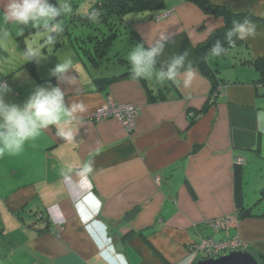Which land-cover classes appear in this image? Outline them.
I'll list each match as a JSON object with an SVG mask.
<instances>
[{
  "label": "crops",
  "instance_id": "crops-1",
  "mask_svg": "<svg viewBox=\"0 0 264 264\" xmlns=\"http://www.w3.org/2000/svg\"><path fill=\"white\" fill-rule=\"evenodd\" d=\"M86 1L82 11L96 2ZM209 1L254 21L257 35L222 58L208 53L205 72L193 52L224 19L189 0H162L152 15H128L101 57L76 49L83 30L73 40L65 27L54 49H41L46 60L26 63L25 48L43 38L33 28L3 26L11 33L0 40V82L12 89L7 102L22 104L34 87L52 84L66 105L82 99L89 111L75 145L49 128L21 154L0 158V264H183L189 255L194 264L192 243L235 234L264 255V0ZM124 29L130 43L115 49ZM164 30L171 40L160 65L186 52L195 72L188 88L132 80L129 47H147ZM69 54L80 79L58 83L51 70ZM101 79L114 81L99 88ZM108 98L139 108L132 132L116 119L91 118ZM87 161L93 172L82 180L76 172ZM236 167L240 206L250 212L236 231H212L204 221L236 212ZM69 168L65 180L61 171Z\"/></svg>",
  "mask_w": 264,
  "mask_h": 264
},
{
  "label": "clouds",
  "instance_id": "clouds-1",
  "mask_svg": "<svg viewBox=\"0 0 264 264\" xmlns=\"http://www.w3.org/2000/svg\"><path fill=\"white\" fill-rule=\"evenodd\" d=\"M72 12L70 0H61L56 4L50 0H6L4 9L0 11V40L10 37L11 33L3 27L9 24L18 27L21 32L25 28L36 29L37 34L43 38L42 43L39 46L29 43L23 56L26 63H40L47 59L41 49H54L58 38L65 31L61 18L71 15ZM88 19L94 22L97 19L96 13H90ZM256 35L257 24L251 19L233 20L232 27L225 34L226 43L216 41L209 50V56L222 58L230 48L236 46L237 41H245ZM170 40V34L164 30L154 35L151 42L147 40V47L144 43L129 47L127 62L133 81L155 80L158 84L173 82L183 88L191 86L195 72L190 62L186 63V52L173 55L170 60L160 65L159 58L164 55ZM73 72L76 73L75 76L68 75ZM51 75L58 83L80 79L71 54L62 61H57ZM11 92L12 89L7 83H0V158L21 154L26 144L37 140L49 128H55L57 135L64 141L76 144L74 138L78 130L86 125L84 117L89 111L82 99L71 100L66 105L65 92L52 84L34 87L22 104L6 101ZM72 171L71 168L62 170L61 175L65 180H70ZM92 172V162L87 161L76 175L87 180ZM77 216L79 217L78 214ZM192 259L193 256L189 255L183 264H191Z\"/></svg>",
  "mask_w": 264,
  "mask_h": 264
},
{
  "label": "trees",
  "instance_id": "trees-1",
  "mask_svg": "<svg viewBox=\"0 0 264 264\" xmlns=\"http://www.w3.org/2000/svg\"><path fill=\"white\" fill-rule=\"evenodd\" d=\"M193 4L197 5L206 14L213 16H221L224 19V27L215 32L207 41L200 44L193 52V57L198 67L205 72L206 55L209 53L211 47L216 41L225 42V34L232 27L233 20H242L247 18L246 16L233 14L229 10L214 6L209 0H189ZM51 3L56 4V0H50ZM162 0H96L91 2L87 11H82L83 14H75L72 12L70 15V21L75 23L80 20V26L83 30V36L79 37L82 43V47L76 46V49L91 53L93 56L98 54L99 57L105 55L110 41L113 37H117V31L119 26L123 25L126 17L133 13L150 14L161 11ZM90 13H96L97 19L94 22H90L88 16ZM74 17V18H73ZM64 21V28L66 26V17L61 18ZM100 33V36L96 33ZM72 41V40H71ZM238 41L236 42V44ZM124 76V75H123ZM119 76L117 78H121ZM115 80V78H113ZM113 79H101L96 81V85L99 88L104 87L106 84L114 81ZM234 170V183H235V201H236V213L238 217L243 219L246 214H249L250 210H246L240 206V192L238 191L240 183V169ZM248 252L252 253L248 247ZM259 264H264V255L254 254Z\"/></svg>",
  "mask_w": 264,
  "mask_h": 264
},
{
  "label": "built area",
  "instance_id": "built-area-1",
  "mask_svg": "<svg viewBox=\"0 0 264 264\" xmlns=\"http://www.w3.org/2000/svg\"><path fill=\"white\" fill-rule=\"evenodd\" d=\"M216 94L217 91L213 93V96H216ZM138 114L139 108L137 106L116 103L112 98H108L102 106L91 114V118L95 121L110 118L116 119L127 132H132ZM235 163L239 165L242 163L241 159L237 158ZM204 224L212 231L231 233L237 230L240 218L234 212L233 214L204 221ZM248 247V244L235 234L219 240L211 237L200 238L190 245L189 251L194 255L195 260L198 261L217 258L233 251H247Z\"/></svg>",
  "mask_w": 264,
  "mask_h": 264
},
{
  "label": "rangeland",
  "instance_id": "rangeland-1",
  "mask_svg": "<svg viewBox=\"0 0 264 264\" xmlns=\"http://www.w3.org/2000/svg\"><path fill=\"white\" fill-rule=\"evenodd\" d=\"M70 1H76V0H70ZM78 2V4H81L82 2H83V0H77ZM90 0H88V1H86V2H89ZM58 2H61V0H57V3ZM73 6V12H74V10H75V14H79V15H82L83 14V12H82V6H83V3L81 4V5H79L78 7H77V5L75 6V3L72 5ZM81 6V7H80ZM80 7V8H79ZM161 18V17H160ZM70 19H71V17H70V15L69 16H67V20H66V29H68V30H72L73 32H75L74 34H73V36H72V38H73V40L75 39V35H79V34H81L80 33V30H81V26H80V20H77L75 23H72L71 21H70ZM120 27H122V26H119V28ZM124 27V26H123ZM126 27V26H125ZM120 30V29H119ZM126 32H127V34H126ZM125 34V35H124ZM130 34H129V29H124L123 30V32H122V36H121V38H120V41L118 42H116V44H115V49H117V48H120V49H123V48H125L126 49V46H128L129 45V43H130V36H129ZM68 41V40H67ZM68 43H69V41H68ZM70 44V43H69ZM72 49V48H71ZM74 50V49H73ZM123 54V53H122ZM11 57H13V56H11ZM124 59L125 58V56H124V58L123 57H118V56H115V61L117 62L119 59ZM113 59V60H114ZM112 61V60H111ZM196 262V261H195Z\"/></svg>",
  "mask_w": 264,
  "mask_h": 264
},
{
  "label": "water",
  "instance_id": "water-1",
  "mask_svg": "<svg viewBox=\"0 0 264 264\" xmlns=\"http://www.w3.org/2000/svg\"><path fill=\"white\" fill-rule=\"evenodd\" d=\"M194 264H259L248 251H233L217 258L198 260Z\"/></svg>",
  "mask_w": 264,
  "mask_h": 264
}]
</instances>
